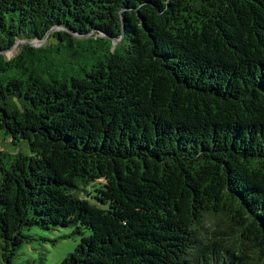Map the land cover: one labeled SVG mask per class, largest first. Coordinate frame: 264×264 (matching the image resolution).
Returning a JSON list of instances; mask_svg holds the SVG:
<instances>
[{"label": "trees", "instance_id": "1", "mask_svg": "<svg viewBox=\"0 0 264 264\" xmlns=\"http://www.w3.org/2000/svg\"><path fill=\"white\" fill-rule=\"evenodd\" d=\"M0 131L1 264H264V0H0Z\"/></svg>", "mask_w": 264, "mask_h": 264}, {"label": "rangeland", "instance_id": "2", "mask_svg": "<svg viewBox=\"0 0 264 264\" xmlns=\"http://www.w3.org/2000/svg\"><path fill=\"white\" fill-rule=\"evenodd\" d=\"M18 52L19 48L15 46L10 51L6 52V56L10 59L18 54ZM0 150H5L10 153L19 151L23 154L29 153L27 145L22 143L19 147H15L11 144L9 137L2 131H0ZM102 182H104V180L93 184L88 190L93 193L95 187ZM81 196L85 197L86 193L83 192ZM212 227L214 230L218 229V227H215L213 224ZM26 234L31 235L33 240L24 244L20 254L14 259V264H62V262L75 251L77 246L81 243L82 238L90 235L91 231L84 230L83 236H81L75 232V227H60L50 230L33 228L31 231L26 232Z\"/></svg>", "mask_w": 264, "mask_h": 264}, {"label": "water", "instance_id": "3", "mask_svg": "<svg viewBox=\"0 0 264 264\" xmlns=\"http://www.w3.org/2000/svg\"><path fill=\"white\" fill-rule=\"evenodd\" d=\"M42 42H43V41H40V42H33V43H31V44L38 46V45H41Z\"/></svg>", "mask_w": 264, "mask_h": 264}]
</instances>
